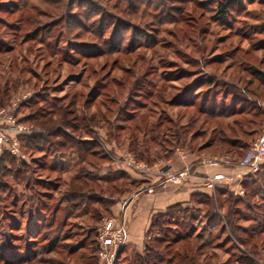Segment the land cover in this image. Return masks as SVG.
<instances>
[{
    "label": "rangeland",
    "instance_id": "374dc122",
    "mask_svg": "<svg viewBox=\"0 0 264 264\" xmlns=\"http://www.w3.org/2000/svg\"><path fill=\"white\" fill-rule=\"evenodd\" d=\"M68 1L0 0V86L18 87L0 114L8 110L4 119L10 118L9 109L15 107L20 124L31 127L32 135L45 136L48 130L36 122L23 123L34 112L29 107L36 103L45 111L44 96L62 99L61 105L73 101L79 119H96L75 135L95 140L98 155L80 162L43 142L27 148L21 140L25 136L17 137L19 156L0 146V264H137L145 243L163 251L166 243L155 241L157 231L149 236L147 231L143 245L129 244L118 261L107 263L98 253L99 228L112 219L127 232L114 209L157 177L161 187L165 177L157 173L175 156L220 168L228 179L216 191L228 188L243 196L248 179L264 175V159L254 172L241 165L253 144L264 140V0L232 6L225 21L213 0H78L72 8ZM65 13L81 23H56ZM52 23L59 26L62 53L51 56L33 34ZM189 95L197 106L179 107L177 102ZM204 102L225 115L202 114ZM129 115L136 117L129 122ZM223 137L232 143H221ZM132 149L147 151L144 160ZM127 159L150 173L127 165ZM75 177L88 187L77 191ZM201 188L205 195L216 193ZM248 193L245 202L254 213H264V188L251 185ZM93 194L97 198L89 202ZM201 201L207 203L195 198L185 207L194 215L192 230L203 233L205 241L211 229L203 217L210 205ZM224 204L222 213L229 208ZM237 208L244 211L245 206ZM173 213L176 218L165 226L171 241L186 233L184 217ZM213 223L216 236L222 224ZM227 235L213 242L218 249L197 250L202 241L195 239L163 253L173 257L192 250L196 264H236L241 253L229 251L237 241H227ZM183 263L180 257L174 262Z\"/></svg>",
    "mask_w": 264,
    "mask_h": 264
},
{
    "label": "trees",
    "instance_id": "16d2710c",
    "mask_svg": "<svg viewBox=\"0 0 264 264\" xmlns=\"http://www.w3.org/2000/svg\"><path fill=\"white\" fill-rule=\"evenodd\" d=\"M213 1L217 3L218 17H221L224 21L229 16V8H231L232 6L244 5V0ZM77 2L79 1L69 0L67 6L72 8L76 5ZM80 20L81 19L74 18L72 15L65 13L62 16L61 20L57 21L56 23H66V25L70 26V23H81ZM74 25L76 26V24ZM58 27V24L52 23L44 26L41 29H37L33 34L36 38L34 39L38 40V42L45 48L48 53L51 54V56L54 54L59 55L62 53V50L59 48L61 37L59 35L60 31L58 30ZM76 27H78V24ZM98 55L99 54H95L92 56L93 58H95ZM70 56H66L65 53L66 58L71 59ZM17 88V86H14V88L11 87L10 84H7L4 88L0 86V108L5 105L3 102L9 101L12 98L11 93L17 90ZM191 97L192 96L189 95L187 97L189 98V100L187 99L186 101L179 100V102H177V105L183 108H193L197 106V101L195 99H191ZM41 102H43L44 106H46L45 111L40 109V107H38V105L34 103L35 105L29 107L30 110L34 111L33 114L28 115V117L22 121L23 123H27L32 120L36 122V125L38 127H42V129L44 128L45 130H48V134L44 136V134L42 133H35L34 135L29 137H22L21 140L24 142V145L27 148H33L34 143L36 145L39 142H43L44 144L46 143L50 147L55 148V152L57 154L59 153L62 156H65V154H71L73 156H76V160H79L80 162L84 160L86 156L91 155L95 157L98 155V153L95 151V148H98L99 144H97L95 140L90 139L89 141H84L83 138H79L77 135H75V133L79 134L82 132V125L86 130L88 129V124L96 123L95 117L90 118V120H87L86 118L79 119V117L77 116V111L71 109V107L75 104L73 101L68 105H61L62 99L49 101V99L44 96ZM200 112L204 115H209L212 118L223 117L225 115V113L223 112H217L215 110V107L209 109L205 102L200 106ZM234 114L236 113L234 112ZM55 115L57 117H55ZM129 116V122H131L136 117H132L131 115ZM78 122L80 125H78ZM66 128H69L72 133H67ZM135 140L136 139H133V137L131 138L132 145L137 144ZM221 143L231 144L232 142L223 137L221 139ZM132 151L139 159V161L144 160L143 158L147 153V151H143L138 154L135 153V149H132ZM5 155H9L12 160V156L9 153H5ZM9 163L12 162L10 161ZM123 175L126 174L124 173ZM260 176V179L254 177L248 179V184L245 183L244 185L246 192L243 196L234 194V192L230 191L228 188L219 189L213 195H205L204 193L193 195L192 200H194L195 198H206L207 203L203 204V201H201L200 204H203L204 206L205 204L210 205V208L207 209L206 212H204L203 217V219L207 220V226L211 229L210 233L207 234V238H205V241H203V233H195V231L192 230V220L194 218V215H191V210L189 208H186L184 205H173L168 209V213L155 215L151 221V225L147 235L149 236L151 232L153 233V231H157L158 234L163 235V237L157 234L155 241L166 243V246L163 248V251H160L154 246L145 243V253L143 255L137 256V264H174V262L177 260V257H180L181 261H185V263L183 264H196L195 257L190 256V252L192 250L190 252L187 251L183 253L177 251L175 253H172L173 257H168L164 253H167L171 249H173V246H177L184 242H191L195 239H197L199 242L202 241L201 246H199L197 250L201 251L204 249H210L213 246V242L215 240H218L220 236L226 233H228L227 241L230 240L229 238L235 240V242L237 241V245L231 243L232 245L229 251L232 252L234 251L233 249H236V251H239L241 253V255L236 260V264H264V255H262V251L264 252V239H262V236L264 234V213H254L255 207H253L252 204L245 202V197L248 196V189L251 185H256V188L261 190L264 188V175L262 177V175L260 174ZM75 178L77 183V186L75 188L77 191H83L88 187L87 181H83L81 177ZM74 196H76V194ZM96 198L97 195H91L89 197V202L94 201V199ZM222 198H225L226 200L223 201ZM224 203H229V208L227 209L226 213H222L221 211V209L225 205ZM238 204H242L245 206L244 211H240L237 208ZM174 211H178L184 217L183 220H185L184 227L186 228V233L184 235H174V240L171 241V237L170 235H168V233L171 232V229H167L165 226L167 223H171L170 220L172 219V217L176 218L175 213H173ZM196 212L201 213V209H198V211ZM244 212H249L251 215H246L244 214ZM215 220L222 224L218 231L219 233L216 236L213 235V230L217 228V226L215 225L216 223H213ZM239 221L249 222L250 224L252 222V224L245 227L239 224ZM255 240L259 241V243H257V241L255 242ZM261 243L263 244V249L259 251V244ZM127 246V244H124L122 246L117 254L115 261H118L123 253L129 249L127 248ZM212 248L218 249L219 245H216ZM1 251L2 250L0 248V252ZM205 256H207V258L210 257V259L216 258V255L211 253H206ZM258 256L262 257V259L256 260ZM226 264H230V261H228Z\"/></svg>",
    "mask_w": 264,
    "mask_h": 264
},
{
    "label": "crops",
    "instance_id": "0c3cea01",
    "mask_svg": "<svg viewBox=\"0 0 264 264\" xmlns=\"http://www.w3.org/2000/svg\"><path fill=\"white\" fill-rule=\"evenodd\" d=\"M194 162L196 160L191 157L183 160L175 156L170 162L172 170L176 173L187 171L189 174L187 179L180 184L168 183L162 188L157 184L161 181V177H157L152 184L150 183L143 190L130 196L125 201L124 207L118 205L114 209L115 214L127 225V245L130 244L129 246L133 247L143 245L155 215L166 213L171 206L176 204L188 205L193 195L205 193L201 188L202 178L222 171L220 168L212 167L211 162L196 164Z\"/></svg>",
    "mask_w": 264,
    "mask_h": 264
},
{
    "label": "built area",
    "instance_id": "2783aa9c",
    "mask_svg": "<svg viewBox=\"0 0 264 264\" xmlns=\"http://www.w3.org/2000/svg\"><path fill=\"white\" fill-rule=\"evenodd\" d=\"M25 99L27 98L25 97ZM7 111H4L3 113L5 114ZM16 111L17 109L15 107L9 109V113H11L12 116L7 119H4L3 113L0 114V146L5 147L14 156H19L20 151L17 137L31 136L34 131L31 127L24 126L15 119ZM263 159L264 140H259L255 142L247 152L241 162V165L254 172L257 170V166L263 162ZM126 164L142 173H150L148 167L145 165H138L134 160L132 161L131 159H127ZM217 164L214 163L213 165ZM158 174L165 177L164 182L161 184L162 187H166L168 183L180 184L188 176L187 172L178 174L173 173L171 166L161 168L160 171H158ZM227 179L228 177L222 173H218L213 176L207 175L202 178L201 184L208 192L214 193L218 184ZM125 232L126 230L124 229V225H120L112 219L104 220L99 228L97 239L98 253L101 259L107 263H112L116 260L119 250L126 242Z\"/></svg>",
    "mask_w": 264,
    "mask_h": 264
}]
</instances>
